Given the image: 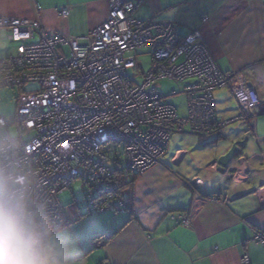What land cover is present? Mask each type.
<instances>
[{
  "label": "built area",
  "instance_id": "built-area-1",
  "mask_svg": "<svg viewBox=\"0 0 264 264\" xmlns=\"http://www.w3.org/2000/svg\"><path fill=\"white\" fill-rule=\"evenodd\" d=\"M141 2L107 0L103 21L70 37L35 19L0 15L4 38L13 43L0 57V88L18 89L15 112L0 116V174L24 181L53 233L70 221L59 194L75 178L90 212L121 211V173L158 161L172 133L214 135L262 102L242 72L218 65L198 25L183 34L173 21L137 18ZM57 12L69 14L65 6ZM207 19L202 15L200 23ZM143 47L150 65L138 83L137 61L126 53ZM163 80L176 84L170 95H185L184 115L163 100L157 88ZM26 83L35 87L25 89ZM221 87H228L240 109L228 119L215 111L213 91ZM172 217L188 223L180 212ZM253 239L264 247V231H255ZM242 262H248L246 254Z\"/></svg>",
  "mask_w": 264,
  "mask_h": 264
},
{
  "label": "crops",
  "instance_id": "crops-1",
  "mask_svg": "<svg viewBox=\"0 0 264 264\" xmlns=\"http://www.w3.org/2000/svg\"><path fill=\"white\" fill-rule=\"evenodd\" d=\"M106 2L0 0V15L35 19L47 30L70 37L101 23ZM62 6L68 8L67 16L57 12ZM134 15L173 21L183 34L198 25L218 65L242 72L264 98L263 0H142ZM202 15L208 19L200 23ZM1 39H6L2 29ZM214 101L217 115L228 119ZM258 111L264 112V102L253 109ZM228 129L208 137L196 135L193 149L187 145L170 149V138L177 132L172 133L159 160L135 178L133 217L126 211H99L74 220L75 213L68 210L71 222L54 234L60 233L70 264H243L244 254L246 264H264V247L253 239L255 231H264V184L259 185L264 133L257 130L254 140L262 151L251 156L242 152L243 142L227 141L238 143L240 153L219 174L216 159L229 149L220 141L235 136ZM215 138L214 143L203 142ZM197 178L201 183L189 186ZM175 212L186 216L188 223L173 218Z\"/></svg>",
  "mask_w": 264,
  "mask_h": 264
},
{
  "label": "clouds",
  "instance_id": "clouds-1",
  "mask_svg": "<svg viewBox=\"0 0 264 264\" xmlns=\"http://www.w3.org/2000/svg\"><path fill=\"white\" fill-rule=\"evenodd\" d=\"M0 264H70L50 217L8 173L0 174Z\"/></svg>",
  "mask_w": 264,
  "mask_h": 264
},
{
  "label": "rangeland",
  "instance_id": "rangeland-1",
  "mask_svg": "<svg viewBox=\"0 0 264 264\" xmlns=\"http://www.w3.org/2000/svg\"><path fill=\"white\" fill-rule=\"evenodd\" d=\"M12 45H13L12 42H9L6 39H1L0 40V57L5 56L6 52ZM64 50H65V53L67 54V50L66 49ZM126 54L133 55L137 61L138 65L134 70L133 79H134V82L139 83L143 79V72H145L150 65L149 48L143 47V48H138L136 50H129L127 51ZM33 87H35V85L31 83L25 84V89H30ZM157 88L164 95V98H163L164 101L170 102L176 106L177 113L180 116L186 113L185 95L183 93H176L174 95H170V90L173 88H176V84L174 82L163 80L158 84ZM17 94H18L17 88H12V87L0 88V116H8L15 112ZM213 96L216 100V108L218 111L221 112V114H223L225 117H228V118L233 117L234 115L237 114L239 110L237 106V101L235 97L231 95L228 87L218 88L217 91L213 92ZM260 100L262 102L258 107L262 106V103L264 102V98ZM222 110H225V111L222 112ZM243 118L244 120H239V121L235 120L233 122H230L227 125L229 128L228 130L232 131L230 133L231 134L235 133V136L231 135L229 137L228 135L227 138L224 140H221L220 143H228L227 141L232 140V138H236L235 141L243 142L244 145H246L245 146L246 149L242 151L244 154L251 156L252 154L255 153V151L256 152L258 151V153H260L262 151V147L260 146L261 144L258 142L257 139L255 141L254 138H257V135H258L257 130L260 135L264 133V112L262 113L258 111L256 114L252 113L251 115L247 113H243ZM240 121H243L244 123H241ZM196 138H197L196 135L190 134L188 132H184L182 134L180 132H177V133H174L172 137L170 138L169 147L170 149H173L176 145H180V146L187 145L189 146V149H193V147L195 146ZM188 140L192 141V144H187ZM235 141L233 140L230 143H228L229 144L228 148L231 145H233ZM156 162L157 161H155L153 164H155ZM81 197H82V186H81V181L78 178H75L72 181L69 189L62 191L59 194V198L62 204L65 206L67 212H68V206L70 205L71 201L73 199L80 200ZM121 211H123V209Z\"/></svg>",
  "mask_w": 264,
  "mask_h": 264
},
{
  "label": "trees",
  "instance_id": "trees-1",
  "mask_svg": "<svg viewBox=\"0 0 264 264\" xmlns=\"http://www.w3.org/2000/svg\"><path fill=\"white\" fill-rule=\"evenodd\" d=\"M201 137V136H199ZM218 138V137H217ZM216 141L215 139H209L205 142L206 145L214 143ZM138 171H133L131 169H126L124 172L121 173V176L119 178L120 180V184L118 185V192L120 193V195L122 196V200H123V205L125 206L124 208L126 209L127 212H129L130 217H133L134 213H133V184L135 181L136 176L138 175ZM82 186V185H81ZM83 186H82V197L80 200H76L73 199L70 203V205L68 206V210L73 213H75L74 215V220H78L81 216H83V214L86 212H89V210L85 207V203H84V192H83ZM215 197V196H213ZM84 208V211H80L81 209ZM102 211H110V212H114V211H118V210H112V209H104ZM70 218V217H69ZM71 222V219L70 221Z\"/></svg>",
  "mask_w": 264,
  "mask_h": 264
},
{
  "label": "water",
  "instance_id": "water-1",
  "mask_svg": "<svg viewBox=\"0 0 264 264\" xmlns=\"http://www.w3.org/2000/svg\"><path fill=\"white\" fill-rule=\"evenodd\" d=\"M240 153V147L238 143L234 142L233 145L222 155L216 159V171L219 174H224L232 160ZM264 184V167L259 169V185Z\"/></svg>",
  "mask_w": 264,
  "mask_h": 264
},
{
  "label": "bare ground",
  "instance_id": "bare-ground-1",
  "mask_svg": "<svg viewBox=\"0 0 264 264\" xmlns=\"http://www.w3.org/2000/svg\"><path fill=\"white\" fill-rule=\"evenodd\" d=\"M196 180H197V179H195L194 181L190 182V183H189V186L193 187L194 185H196V183H199V182H197ZM117 187H118V185H117ZM124 207H125V206H124ZM125 210H126V209L124 208L123 211L125 212ZM69 223H70V222H69ZM69 223H68V224H69Z\"/></svg>",
  "mask_w": 264,
  "mask_h": 264
}]
</instances>
